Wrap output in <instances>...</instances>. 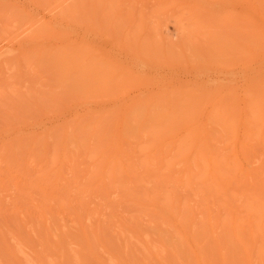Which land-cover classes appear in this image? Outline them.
<instances>
[{
    "label": "rangeland",
    "instance_id": "rangeland-1",
    "mask_svg": "<svg viewBox=\"0 0 264 264\" xmlns=\"http://www.w3.org/2000/svg\"><path fill=\"white\" fill-rule=\"evenodd\" d=\"M174 92L198 101L188 118ZM261 92L264 0H0V264H264L263 158L243 159L252 188L227 181L204 198L194 196L200 183L181 182V168H168L171 159L144 165L154 152L148 128L172 119L176 133L199 126L215 152L224 150L227 125L212 111L240 110L229 121L241 135L246 107ZM209 113L219 126L208 124ZM96 123L109 140L118 137L122 164L138 177L97 175L106 161L87 155L84 133L89 126L99 134ZM157 203L167 205L164 217L154 213ZM179 205L194 224L167 220Z\"/></svg>",
    "mask_w": 264,
    "mask_h": 264
},
{
    "label": "bare ground",
    "instance_id": "bare-ground-1",
    "mask_svg": "<svg viewBox=\"0 0 264 264\" xmlns=\"http://www.w3.org/2000/svg\"><path fill=\"white\" fill-rule=\"evenodd\" d=\"M77 2V1H76ZM73 4H75V3H73ZM11 7V6H10ZM56 8V7H55ZM15 9V8H14ZM56 10V9H55ZM15 13V12H14ZM64 15V14H63ZM65 19V18H64ZM34 23V22H33ZM43 30V29H42ZM41 30V31H42ZM37 31V30H36ZM39 31V30H38ZM25 32V31H24ZM40 32V31H39ZM48 35H49V33H48ZM52 35V34H51ZM56 35V34H55ZM36 36V35H35ZM32 39V38H31ZM46 43V42H45ZM44 44V43H43ZM56 46V45H55ZM30 49V48H29ZM78 49V48H77ZM76 53V52H75ZM8 54V53H7ZM58 54V53H57ZM67 54V53H66ZM65 54V55H66ZM80 54V53H79ZM5 55V54H4ZM76 55H78L77 53H76ZM87 55V54H86ZM10 56V55H9ZM53 57V56H52ZM52 57H51V59H52ZM54 57H55V55H54ZM56 58V57H55ZM55 58H54V60H55ZM70 58V57H69ZM84 58H85V56H84ZM63 59V58H62ZM61 59V60H62ZM24 60V59H23ZM37 60V59H36ZM79 61V60H78ZM18 62V61H17ZM44 62V61H43ZM51 62V61H50ZM72 62V61H71ZM74 62V61H73ZM72 62V63H73ZM76 62V61H75ZM74 62V63H75ZM48 63V62H47ZM59 63V62H58ZM74 63H73V65H74ZM82 63V62H81ZM84 63V66H85V62H83ZM82 63V64H83ZM89 63H91V62H89ZM45 64V63H44ZM52 65H53V63H52ZM19 66H20V64H19ZM18 66V67H19ZM76 67H73L74 69L75 68H77L78 67V65L76 64L75 65ZM87 66V65H86ZM89 66V65H88ZM87 66V67H88ZM91 66V65H90ZM68 67V66H67ZM53 68V67H52ZM71 68H72V66H71ZM79 69H80V66H79ZM83 69H84V67H83ZM89 69H90V67H89ZM67 70H69V69H67ZM76 70V69H75ZM87 71H88V69H86ZM54 71H56V70H54ZM58 71V70H57ZM77 71H78V69H77ZM80 71V70H79ZM78 71V72H79ZM91 71H93V68H92V70L90 69L89 70V72H90V74H91ZM94 71H95V68H94ZM94 71H93V73H94ZM61 72V71H60ZM69 72V71H68ZM73 72V71H72ZM77 73V72H76ZM81 73H82V71H81ZM81 73H79L80 75H81ZM85 73V72H84ZM88 73V72H87ZM92 75V74H91ZM94 75V74H93ZM78 76V75H77ZM69 78V77H68ZM79 79H82V78H80V77H78ZM87 78H88V76H87ZM77 79V78H76ZM78 80V79H77ZM106 81H107V79H105ZM60 82V81H59ZM78 82V81H77ZM121 82H122V80H121ZM128 82V81H127ZM117 83H119V82H117ZM69 84V83H68ZM87 84V83H86ZM125 84H126V82H125ZM130 84V83H129ZM132 84V83H131ZM71 85V84H70ZM77 85H78V83H77ZM121 85V84H120ZM119 85V86H120ZM88 86V85H87ZM86 86V87H87ZM80 87V86H79ZM89 87H91L90 85L88 86V88ZM92 87H93V89L95 88V86L94 85H92ZM91 87V88H92ZM123 87H125V86H123ZM122 87V88H123ZM99 90H100V86L99 87H97ZM81 89H83V87L81 86ZM88 90V89H87ZM104 90V89H103ZM92 91H94V90H92ZM96 91V90H95ZM95 91H94V93H95ZM98 91V90H97ZM96 91V92H97ZM69 92H71V91H69ZM85 92V91H84ZM72 93H73V91H72ZM99 93H101L102 94V92H101V90L99 91ZM171 93V92H170ZM176 95V97H178V100H179V102L177 103L178 105H180L181 104V106H179V107H177L176 105V107H177V110H178V108L180 109H187L186 111H184L185 113H189V111L188 110H191V108H194V107H196V106H194V104L196 103V102H198V101H196V102H194V104H193V101L195 100V99H190V100H192V104H193V106H192V104L190 105V104H188V100H185V99H187V97L185 98V99H183L182 101L183 102H181L180 101V98H179V96L180 97H182V95L180 94V92L178 93V92H174ZM177 93L178 94H180L179 96L177 95ZM262 93V92H261ZM259 93V94H257V96H258V98H259V96H260V99H258L257 98V100H258V102H259V100H260V102L261 101H263L264 102V93ZM81 94H83V92L81 93ZM171 94H173V93H171ZM85 95H86V93H85ZM87 95H90V99H92L93 97H91V96H94L95 94H93L92 95V93L90 94V93H88ZM99 95V94H98ZM188 95H189V93H188ZM71 96H73V95H71ZM169 96V95H168ZM172 96V95H171ZM174 95H173V97H175ZM184 96H185V94H184ZM190 96V95H189ZM195 96V95H194ZM214 96L215 95H213V98H214ZM95 98H96V96H94ZM99 97H100V95H99ZM175 97V101H178V100H176L177 98ZM201 96H199L198 97V95L197 96H195V98L197 99V98H199V100H200V102L202 101V97L200 98ZM210 97V96H209ZM88 98V99H89ZM94 98V99H95ZM166 98V100H167V97H165ZM169 98V97H168ZM172 98V97H171ZM191 98V97H190ZM226 98V97H225ZM84 99V98H83ZM89 99V100H90ZM159 99V98H158ZM205 99H208V98H205ZM223 99V98H222ZM222 99H221V101H222ZM233 99V98H232ZM249 99H251V98H248V100L247 101H250ZM255 99V100H254ZM262 99V100H261ZM93 100V99H92ZM161 100H162V98H161ZM170 100V99H169ZM210 100H212L211 98H210ZM224 100V99H223ZM230 101H231V97H230V99H229ZM234 100V99H233ZM252 100H254L255 102H251L250 101V103H251V106H250V103H248L249 104V106H247L246 107V112H248V116H247V119H246V116H245V114H246V112H244L245 114H244V118L246 119V121L244 122L243 121V119H242V122L245 124H243V126H242V124L240 125V126H242V130L241 131H243V133H241V135L240 134H238L239 132V130H240V128H239V130H236L239 126V124H235V123H237L236 121L234 122V124L235 125H233L232 124V122H233V120L236 118L237 119V115L240 113V110H239V113H238V110H236L235 111V108H233L232 107V105H227L228 107L226 108L225 107V109H226V111L228 110V108H229V110H230V108H231V110H230V112H232V108H233V114H236L235 115V117H233L232 116V113L230 114V112H229V110L227 111V112H229L228 113V115H226V113L227 112H225L224 113V109L222 110V109H220V110H222L223 111V113H224V115L225 116H228V118H226V119H224V117H222V116H224V115H220L219 114V111H217V109H216V111L217 112H215V109L212 111V112H214L213 114H216V113H218L217 115H213V120H215L214 122H216V121H218V123H220V124H222V126H223V124L225 123V126H224V129H225V127H226V125H227V127H226V129L225 130H227V135L229 134V136H228V142H226V143H224L225 145H224V150H220L219 152H215V150H213L212 148H211V146H210V144L208 143V140H209V136L207 135V133H205L204 132V130H203V132H199L198 130H199V128L201 129V127H199L198 126V129L197 128H193V129H191V130H187V128H185V129H183L181 132L179 131H177V133L173 130V129H171V127L170 126H173L172 125V120H171V122H170V125H169V123H168V125H169V127H168V125L166 126V128H168V130L165 128V126L164 127H161V130L159 131L158 129H160V128H153V130L151 129V127H150V130H151V132L149 131V133H148V130H149V128L148 127H146V128H148V130H147V134H146V128L143 126V124H147V122H144L143 124H142V129H141V127L139 126V133L140 132H143L144 134H146V135H148V136H146L147 137V139H149V141L151 140V141H153L154 142V144H151L150 146H146L147 147V152H149V151H151V150H154V152H153V155H152V153H150V154H147V159H146V162L144 163V165L146 166V167H148L149 166V164L151 163V161L154 159V158H156V157H158V158H160V157H162V158H165L166 160H170L171 161V163H169L167 166H168V168H171V167H180L181 168V171L179 172L178 171V173L181 175V177H179L180 179H181V182H186V183H192L193 182V180H196V182H198V183H200V186L199 185H196L197 186V190L196 191H194V196L195 197H201V198H204V196H205V193L206 192H212V191H215L216 193L217 192H219V191H223L224 190V187H225V184H226V182L228 181V182H230V181H236L237 183H240V186L242 187V189H243V191L242 192H245L246 191V189L248 188V187H250V188H252V185L250 184V181H249V177H250V175H249V171H246V169H245V167L247 166V165H249V163L247 162H245L246 160H243V159H245V157L248 155V154H246L247 152L249 153V154H252V155H250V157H253V158H257V159H259V158H263L264 159V109H260V108H262L261 106H259V104H260V102L258 103V105H257V100H256V98H252ZM159 101V100H158ZM171 101V100H170ZM172 101H174L173 99H172ZM174 101V102H175ZM185 101H187V105L189 106V108H190V106H192L190 109L188 108V106H186V105H184L183 106V104H186V102ZM215 101H216V99H215ZM218 101V100H217ZM139 102V101H138ZM140 102H141V100H140ZM144 102H146V101H144ZM185 102V103H184ZM219 103H221L220 101H218ZM234 102V104L237 102V104H238V101H237V99L235 98V101H233ZM262 102V104L261 105H263L264 106V103ZM160 103V102H159ZM167 103V102H166ZM191 103V102H190ZM202 103H203V101H202ZM208 103V102H207ZM227 103V102H226ZM141 104H142V102H141ZM156 104V103H155ZM222 104H223V101H222ZM221 104V105H222ZM237 104H235V105H237ZM147 105H148V103H147ZM146 105V106H147ZM160 105V104H159ZM196 105V104H195ZM137 106V105H136ZM135 106V107H136ZM141 106V105H140ZM153 106H154V104H153ZM153 106H152V108H153ZM172 106V104L170 103V107ZM197 106H199V108H201L200 107V103L199 104H197ZM204 106H205V101H204ZM173 107H174V105H173ZM176 107H175V110H176ZM182 107H184V108H182ZM219 107V106H218ZM217 107V108H218ZM238 107V106H237ZM134 108V107H133ZM156 108H157V106H156ZM198 108V109H199ZM216 108V107H215ZM136 109V108H135ZM134 109V110H135ZM147 109V108H146ZM158 109V108H157ZM198 109L196 108V115L197 114H199L197 111H198ZM238 109V108H237ZM244 108H242V110H243ZM137 110V109H136ZM142 110V109H141ZM140 110V111H141ZM159 110V109H158ZM174 110V111H175ZM175 111V112H178V111ZM192 110H195V108L194 109H192ZM242 110H241V113H242ZM153 111H156V109L155 110H153ZM170 111V110H169ZM174 111H173V113H174ZM124 112V111H123ZM129 112V111H128ZM135 112V111H134ZM133 112V113H134ZM151 112V111H150ZM181 112H183L182 110L181 111H179V115H180V113ZM191 112V111H190ZM221 112V111H220ZM137 113H138V110H137ZM137 113H135L136 115H137ZM142 113V112H141ZM141 113H139V115L141 114ZM185 113H184V115H185ZM157 114H158V112H157ZM175 114H178V113H175ZM183 114V113H182ZM181 114V115H182ZM194 116H195V114H194V112L192 113ZM210 114V113H209ZM243 114V113H242ZM130 115H131V113H130ZM149 115V114H148ZM154 114H152V116H153ZM174 115V114H173ZM173 115H172V117H173ZM203 115V114H202ZM211 115V114H210ZM85 116V115H84ZM132 116V115H131ZM142 116H144V113L142 114ZM160 116H162V114H160ZM176 116V115H175ZM174 116V117H175ZM188 116H190V114H188L187 115V118H188ZM192 116V115H191ZM99 117V116H98ZM134 117V116H133ZM137 117V116H136ZM147 117V116H146ZM151 116H149V118H150ZM155 117V116H154ZM167 117V114H165V118ZM173 117V118H174ZM199 117V116H198ZM219 117H221V121H223V122H219V120H217ZM242 117V116H241ZM242 117V118H243ZM86 118H89V117H86ZM106 118V117H105ZM109 117H107V119H108ZM114 118H115V116H114ZM131 118V117H130ZM141 119H142V117H140ZM145 118V117H144ZM158 118H159V116H158ZM161 118V117H160ZM163 118V117H162ZM165 118H163L164 120H165ZM169 118V120H170V118H171V116L170 117H168ZM180 118V117H179ZM182 118V117H181ZM183 118H184V116H183ZM185 118H186V116H185ZM186 118V119H187ZM196 118H197V116H196ZM200 118H201V114H200ZM223 118V119H222ZM146 119V118H145ZM148 119V118H147ZM156 119H157V116H156ZM175 119H177V116H176V118ZM174 119V120H175ZM198 119V118H197ZM134 120V119H133ZM135 120H138L137 118H135ZM140 120V119H139ZM138 120V121H139ZM149 120V119H148ZM178 120V119H177ZM188 120H190V119H187V121ZM192 120H195V117H193L192 116ZM209 120H211L210 122H212V115H211V118L209 117L208 118V122H209ZM226 120H227V122L228 123H226ZM232 121V122H230V121ZM240 120V119H239ZM129 121V120H128ZM150 121V120H149ZM153 121V120H152ZM154 121H155V119H154ZM159 121H160V125L162 126V121L160 120V119H158V125H159ZM166 121V120H165ZM164 121V123H166ZM183 121H184V119H183ZM186 121V120H185ZM191 121V120H190ZM74 122V121H73ZM109 121H107V123H108ZM156 122V121H155ZM177 122H179V120L178 121H176V125L178 126L179 125V128H180V124L181 123H179V124H177ZM192 122H194V121H192ZM192 122H189L190 124L192 123ZM210 122L208 123L209 125H210ZM242 122H240V123H242ZM88 123V122H87ZM98 123V122H97ZM96 123V124H97ZM149 123V125H150V123H151V121L150 122H148ZM175 123V122H174ZM173 123V124H174ZM188 123V124H189ZM217 123V122H216ZM216 123H213L212 122V124L211 125H218V124H216ZM78 124V123H77ZM93 124V123H92ZM219 124V125H220ZM107 125V124H106ZM128 125V124H127ZM125 126L124 124H123V129L124 130H126V132L127 131H129V132H127V134H130L131 133V131H132V135H133V129H134V127L132 128V127H130L129 125L128 126ZM134 125V124H133ZM151 125H152V123H151ZM192 125H193V123H192ZM218 125V126H219ZM95 127H91V131H92V128H93V131L94 132H99V134H100V136L97 138L96 136H98L99 134H95V133H93V132H91L90 133V128H89V126H88V128H87V130H85L84 129V133H85V135H87L88 137H89V141L91 142V143H89L88 144V146H87V151H86V153H87V155H93V156H97V161H99V160H105L106 161V165H103L102 167H100L99 168V172L97 173V175H101V176H104V175H106L107 173H112V172H116V170L117 169H120L121 170V172H123V173H125V174H127V175H130L131 177H134V178H136V177H138L137 175H136V171L134 170V168L133 167H130L129 165H123L122 164V162H123V158L121 157V155H120V151L122 150V148L120 147V145H118V144H116V143H114L115 141L117 142V138L118 137H116V140L114 139V137L112 136V135H110V140L112 139L113 140V143H108L110 140L108 139V136L105 134V132L106 133H108V131H107V128H106V131L105 132H102V130H103V128H104V126H102L103 128H99L98 127V124H97V126L96 125H94ZM183 126V125H182ZM217 126V128H220V130L222 129L221 127L222 126H220V127H218ZM230 126V127H229ZM236 126V127H235ZM245 126L247 127L248 126V129L246 130L245 129ZM66 127V126H65ZM82 127V126H81ZM97 127V129H95ZM106 127V126H105ZM160 127V126H159ZM194 127V126H193ZM211 127V126H210ZM58 128V127H57ZM128 128H131V130L130 129H128ZM162 128H164V130L162 129ZM173 128V127H172ZM175 128H176V126H175ZM182 128V127H181ZM68 129L69 128H67V131H68ZM95 129V130H94ZM109 129V128H108ZM155 129H157L156 130V132L154 131ZM59 130H60V128H59ZM64 130V129H63ZM100 130V131H99ZM177 130V129H176ZM187 130V131H186ZM88 131V132H87ZM145 131V132H144ZM159 131V132H158ZM164 131V132H163ZM240 131V132H241ZM100 132H102V133H104V138H106L107 137V139H105V140H102L103 139V137H102V133H100ZM136 132H137V130H136ZM152 132H154L153 133V136H152ZM183 132H185V134L183 133ZM222 132H224V130H222ZM238 132V133H237ZM58 133H59V131H58ZM58 133H57V135H58ZM81 133H83V129L81 130ZM87 133V134H86ZM135 133V132H134ZM183 133V134H182ZM218 133V132H217ZM225 133V132H224ZM224 133H222V134H224ZM225 133V134H226ZM59 134H62L63 135V133H62V131H61V133H59ZM67 134V140H66V143L67 144H65V148L64 149H67L68 150V147H69V145H72V143H71V141L69 142V133L67 132L66 133ZM90 136H89V135ZM91 134H93L94 135V137H93V135L91 136ZM109 134V133H108ZM209 134V133H208ZM151 135V136H150ZM227 135H225V136H227ZM113 138H112V137ZM181 136V137H180ZM224 135H223V137H225ZM42 137V136H41ZM101 137H102V139H101ZM98 140H96V139ZM101 139V140H100ZM221 139H222V141L224 140V138H222V136H221ZM22 140V139H21ZM39 140V139H38ZM93 140H96V142H95V144L93 143ZM107 140V141H106ZM111 140V141H112ZM165 140H169V141H166L165 142ZM227 140V139H226ZM36 141V140H35ZM103 141H105V142H107V143H105V142H103ZM75 149H76V151H78V152H80L81 153V148L79 147V145H76L75 146ZM70 152H72L71 151V149H70ZM164 160V159H163ZM163 160H160V162L161 161H163ZM244 162L246 163V164H244ZM143 165V166H144ZM131 170V171H130ZM228 173V174H227ZM112 174H114V173H112ZM258 175H261V174H258ZM260 177V176H259ZM262 177V176H261ZM203 186L205 187V188H203ZM262 190H263V187H261V186H259L257 189H255V194L256 193H258V194H261V192H262ZM251 199V198H250ZM251 200H253V199H251ZM257 201H255L254 203H256ZM182 205H179L178 207H172V208H174L175 210H177V212L179 213V215H178V217L177 218H175V217H173V218H171V219H167V220H169V221H171V223H176V225H179L180 224V222H183L184 224H187V223H189V225H191V224H194L195 222V219H193V217L192 216H190V217H188L187 215H185L184 214V207H181ZM154 213L157 215V216H162V217H164L165 215H167V213H168V211H167V205H165V206H162V205H160V204H156V205H154ZM180 221V222H179ZM181 232L182 231H178V229H177V233H178V235H181ZM183 237L182 238H184V237H187V235H182ZM181 238V239H182Z\"/></svg>",
    "mask_w": 264,
    "mask_h": 264
}]
</instances>
